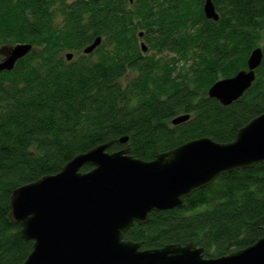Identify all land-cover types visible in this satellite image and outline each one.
Instances as JSON below:
<instances>
[{"label": "trees", "instance_id": "16d2710c", "mask_svg": "<svg viewBox=\"0 0 264 264\" xmlns=\"http://www.w3.org/2000/svg\"><path fill=\"white\" fill-rule=\"evenodd\" d=\"M205 1L0 0V50L31 46L0 72V264H23L32 251L9 218L17 188L109 142L108 152L128 147L145 162L200 138L227 144L264 114V0H211L216 21ZM255 49L262 60L251 87L227 106L210 98L214 83L247 70ZM182 115L189 119L171 123ZM262 237L264 164L221 175L183 208L123 235L141 250L192 243L205 259Z\"/></svg>", "mask_w": 264, "mask_h": 264}, {"label": "water", "instance_id": "95a60500", "mask_svg": "<svg viewBox=\"0 0 264 264\" xmlns=\"http://www.w3.org/2000/svg\"><path fill=\"white\" fill-rule=\"evenodd\" d=\"M203 11L207 19H218L211 0L205 1ZM99 44L96 38L83 53ZM30 50L28 44L1 49L0 72L12 70ZM261 60V50L255 49L247 70L214 83L208 96L224 106L239 99L251 87ZM188 119L182 115L171 123ZM110 146H95L58 173L13 191L9 218L20 226L22 239L32 242L23 264H264V237L215 259L203 258V249L192 243L141 250V243L123 239L135 224H147L153 213L183 208L186 198L221 175L264 164V114L240 128L230 143L200 138L149 162L134 158L128 147L108 152ZM83 167L90 169L82 172Z\"/></svg>", "mask_w": 264, "mask_h": 264}]
</instances>
